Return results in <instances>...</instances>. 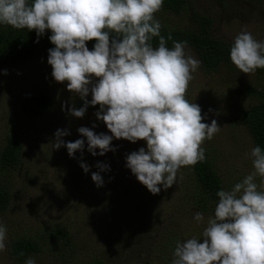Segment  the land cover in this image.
Returning a JSON list of instances; mask_svg holds the SVG:
<instances>
[{"label": "rangeland", "instance_id": "374dc122", "mask_svg": "<svg viewBox=\"0 0 264 264\" xmlns=\"http://www.w3.org/2000/svg\"><path fill=\"white\" fill-rule=\"evenodd\" d=\"M189 7L213 19L212 31L218 38L233 44L234 38L247 30L264 42V0H189ZM156 14L168 29L198 28L192 16L163 8ZM185 52L198 59L189 46ZM52 71L47 55L0 66V147L12 127L22 139L18 166L0 172V179L8 180L12 196L9 207L0 214V224L7 228L0 264H25L26 260L18 262L11 256V238L39 237L52 226L69 233L66 241L71 246H64V240L48 239L43 251L30 256L37 264H90L96 258L106 264H171L177 242L202 239L208 218L214 217L212 206L205 211L194 206L197 189L193 167H182L176 184L166 190L160 186L161 191L152 194L125 166L127 154L146 149L145 140L133 143L114 138L111 143L115 151L93 156L87 151L86 137L77 129L84 126L96 134L112 135L95 115L100 106L87 109L82 118L72 116L67 109H79L83 100L67 89V81H55ZM256 79L255 72L242 73L234 64L215 70L201 64L187 88L186 99L201 107L203 122L210 124L216 119L221 126L220 132L201 147L213 161L225 190L254 171L250 155L254 142L240 116L251 101L235 89ZM254 83L262 85L259 79ZM35 92L48 93L52 107L38 117L22 115V99ZM87 99H92L91 92ZM57 129L69 131L65 141L84 139L83 153L77 151L73 158L66 147L53 150ZM81 162L90 166L88 173ZM97 162L110 167L100 173L104 180L100 187L91 178L92 172L99 171ZM261 179L256 177L258 185ZM198 211L204 215L203 222L194 219Z\"/></svg>", "mask_w": 264, "mask_h": 264}, {"label": "clouds", "instance_id": "9594fccd", "mask_svg": "<svg viewBox=\"0 0 264 264\" xmlns=\"http://www.w3.org/2000/svg\"><path fill=\"white\" fill-rule=\"evenodd\" d=\"M163 4L164 0H0V24L35 29L36 42L45 30L51 31L52 76L57 82L67 81V89L84 101L68 112L82 118L89 105L100 106L95 115L112 135L79 127L88 152L102 156L115 151L114 138L146 141V149L127 154L125 166L152 194H158L160 186L166 190L176 184L182 167L203 161L201 145L221 130L216 119L203 122L201 107L186 99L202 61L186 55L187 41H173L171 49L166 46L171 34L166 40L155 18ZM153 37H159L158 47H153ZM93 39L96 43L89 50L86 42ZM230 59L245 74L264 69V42L242 30L234 38ZM69 134L57 129L53 150L66 147L74 158L77 151L83 153L85 140L65 141ZM250 155L254 171L231 190L216 193L219 201L202 239L177 242L171 264H264V179L256 183L257 176L264 178V151L256 146ZM80 166L89 172L88 164ZM96 167L99 171L91 178L100 187L104 184L100 173L110 167L102 162ZM194 219L199 223L205 218L198 211ZM6 240L7 228L0 224V252L6 250ZM25 264L37 261L29 257Z\"/></svg>", "mask_w": 264, "mask_h": 264}, {"label": "trees", "instance_id": "16d2710c", "mask_svg": "<svg viewBox=\"0 0 264 264\" xmlns=\"http://www.w3.org/2000/svg\"><path fill=\"white\" fill-rule=\"evenodd\" d=\"M32 0H29L31 3ZM163 9L174 14H186L197 23L198 28L190 29H168L162 24L161 35L166 40L169 34L172 39L167 40V47L174 46L173 41H187V46L192 48L202 61V66L208 70H215L220 65H233L230 59V49L232 43L227 42L213 34V19L210 17L190 11L189 0H164ZM158 19V15L155 14ZM159 20V19H158ZM50 30L39 37L37 41L36 30L15 29L9 25L0 24V66L26 61L39 55L49 56L48 50L55 45L49 40ZM95 39L87 41L86 45H94ZM153 47H158L159 37H153L151 41ZM257 79L262 85L250 82L236 87L237 94L250 100L251 104L246 106L241 112V121L250 133L254 146H260L264 151V69L255 71ZM84 101L80 105L83 106ZM53 105L52 97L46 92H35L27 94L21 102L20 112L27 117H38L46 112ZM99 105H89L87 109H96ZM21 134L17 129L11 128V132L0 147V172L2 169L16 168L20 162L22 151ZM193 167V175L196 181V196L194 206L201 210H208L212 206L215 209L219 201L216 193L224 189L223 182L214 168L213 161L206 155L205 159L196 163ZM8 180L0 179V214H2L11 202V191L7 185ZM189 203V202H188ZM56 238L64 240V246H71L69 233L62 227H49L47 232L39 237L21 236L13 237L9 241L10 254L18 262H24L32 254L44 250L47 240ZM69 248V247H68ZM23 253V255H21ZM90 264H106L103 260L96 258Z\"/></svg>", "mask_w": 264, "mask_h": 264}]
</instances>
